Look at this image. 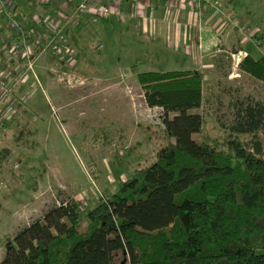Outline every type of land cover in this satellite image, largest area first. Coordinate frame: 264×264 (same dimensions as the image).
I'll list each match as a JSON object with an SVG mask.
<instances>
[{
  "label": "rangeland",
  "instance_id": "374dc122",
  "mask_svg": "<svg viewBox=\"0 0 264 264\" xmlns=\"http://www.w3.org/2000/svg\"><path fill=\"white\" fill-rule=\"evenodd\" d=\"M230 7L237 26L229 25L235 36L224 46L221 37L203 31L219 50L206 69L195 67L190 53L159 40L157 32L147 34L137 21L97 16L68 27L74 56L63 52L57 58L46 51L33 72H24L23 88L9 89L4 105L13 111L0 130V260L6 241L56 201L69 199L90 209L97 203L92 199L113 194L109 191L151 166L174 143L159 111L144 105L138 73L203 71V104L196 111L203 124L193 135L198 142L227 134L223 127L232 120L236 99L264 103V85L238 67L244 54L264 57V0H232ZM259 136L264 142V133ZM117 261L127 260L120 254Z\"/></svg>",
  "mask_w": 264,
  "mask_h": 264
},
{
  "label": "trees",
  "instance_id": "16d2710c",
  "mask_svg": "<svg viewBox=\"0 0 264 264\" xmlns=\"http://www.w3.org/2000/svg\"><path fill=\"white\" fill-rule=\"evenodd\" d=\"M238 67L264 85V57ZM136 79L174 143L92 208L68 199L47 209L6 241L0 264H119L120 254L122 264H264V103L236 99L227 134L198 142L203 75Z\"/></svg>",
  "mask_w": 264,
  "mask_h": 264
},
{
  "label": "built area",
  "instance_id": "2783aa9c",
  "mask_svg": "<svg viewBox=\"0 0 264 264\" xmlns=\"http://www.w3.org/2000/svg\"><path fill=\"white\" fill-rule=\"evenodd\" d=\"M124 1L131 7V12L128 8H122L121 4ZM189 1L196 9L203 6L211 7L214 2V0ZM142 5V0H0V28L4 26V30L14 35L10 42L3 39V46L7 49L10 43L11 58L14 57L21 64L17 67L15 76L5 78V82L0 84V99L7 95L14 84H23L27 81L24 72H33L37 58L46 51L57 58L61 57L63 52L68 58L74 56L75 52L68 47L69 26H78L84 17L98 16L102 19L115 17L119 22L130 21L133 11ZM20 9H32L24 21L16 16ZM32 45L35 46L34 51L31 49ZM34 78L36 79L35 76ZM144 105L147 107L145 102ZM147 109L149 112L158 110L161 117L164 113L162 108ZM153 121L157 124V117ZM55 203V206H60L66 202Z\"/></svg>",
  "mask_w": 264,
  "mask_h": 264
},
{
  "label": "crops",
  "instance_id": "0c3cea01",
  "mask_svg": "<svg viewBox=\"0 0 264 264\" xmlns=\"http://www.w3.org/2000/svg\"><path fill=\"white\" fill-rule=\"evenodd\" d=\"M231 2L232 0H214L211 7L203 6L200 9H196L189 0H142L143 5L136 11L134 10L132 16H130L131 13L128 14L132 20L137 21L138 26L142 27L147 34L155 35L157 32L159 40L169 43L170 47L176 51L183 50L186 53H190L191 55L187 56H193L195 67L206 69L210 67L208 66L209 60L213 59L214 55L219 53V50L210 35L207 34V40L204 39L203 31H208L211 35L216 34L221 37L223 46L228 41V37L231 35L235 36V34L227 30L231 22L234 28L237 26V23H234L232 18L236 13L234 15L230 13ZM127 4L124 1L121 6L122 8H128L131 12V7L129 5L127 7ZM30 10L20 9L16 15L17 18L23 21L26 20ZM113 19L116 18L113 17ZM116 21L118 20L116 19ZM2 25L3 23H1ZM13 38L14 35L4 30V26L0 28V84L5 82V78L15 76L17 67L21 66L17 59L11 58V44L8 43L9 47L7 49L3 46V39H7L10 42ZM238 48H240L239 44ZM202 62L207 64H202ZM200 73L203 75L202 70ZM204 82L205 77L203 78V86ZM20 85L19 89L23 88L22 85L24 84ZM9 96L10 90L7 95L0 99V130L3 128L2 126L5 127L8 124L9 114L13 111L11 106L4 105ZM109 192L114 193L113 190ZM96 199L98 198L96 197ZM96 199L94 201L92 199V202H96Z\"/></svg>",
  "mask_w": 264,
  "mask_h": 264
}]
</instances>
